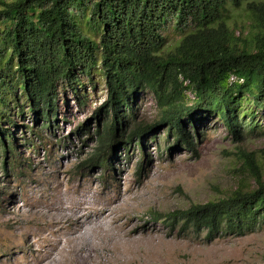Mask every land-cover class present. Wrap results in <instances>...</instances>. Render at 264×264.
Listing matches in <instances>:
<instances>
[{"label":"rangeland","instance_id":"1","mask_svg":"<svg viewBox=\"0 0 264 264\" xmlns=\"http://www.w3.org/2000/svg\"><path fill=\"white\" fill-rule=\"evenodd\" d=\"M248 21L245 6L230 9L237 34ZM164 34L166 50L181 36L172 25ZM73 86L78 93L66 82L58 85L50 131L43 118L37 119L36 108L23 100L8 111L11 121L1 122L16 137V153H9L4 169L0 150V264H34L45 255H52L53 264L56 258L55 264H264V225L244 236L207 240L206 231L195 233L190 225L181 230L183 221L172 226L168 218L192 205L254 189L258 175L264 180V108L253 104L252 112L245 110L251 113L237 112L243 135L237 140L218 114L202 112L190 92L186 113L195 123L186 127L195 153L173 134L167 137L154 95L145 88L133 90L135 117L127 122L125 136L134 125L148 126L139 136L143 149L136 144L138 137H120L106 146L103 169L90 157L98 147L97 130L106 121L100 110L107 100L105 84H92L82 74ZM251 116L259 124L253 132L245 127ZM119 141L127 145L118 146ZM102 206L112 209L104 212L107 218H100ZM55 207L70 218L78 208L88 213L79 225L81 239L63 252L60 246L77 217L44 224L42 215ZM157 213L162 215L156 218ZM114 216L122 217L114 221Z\"/></svg>","mask_w":264,"mask_h":264},{"label":"trees","instance_id":"2","mask_svg":"<svg viewBox=\"0 0 264 264\" xmlns=\"http://www.w3.org/2000/svg\"><path fill=\"white\" fill-rule=\"evenodd\" d=\"M243 6L249 21L237 34L230 9ZM169 25L181 36L166 50ZM82 74L92 84L103 81L106 88L100 109L106 121L97 130L98 147L90 157L103 169L106 146L120 137H138L136 144L143 149L139 136L148 126L134 125L125 136L127 122L135 117L133 90L145 88L154 95L167 137L173 134L195 153L186 127L195 123L186 113L190 92L202 112L218 114L241 140L237 112L251 113L253 104L264 108V0H0L4 169L9 153H16L14 133L1 125L11 121L13 104H31L50 131L58 85L66 82L78 93L73 85ZM231 76L237 80L230 81ZM245 123L251 132L259 126L254 116ZM122 143L127 145L119 141L118 146ZM256 180L254 189L170 214L171 225L183 221L181 230L190 225L195 233L206 231L207 240L254 232L264 225V180L260 175Z\"/></svg>","mask_w":264,"mask_h":264},{"label":"bare ground","instance_id":"3","mask_svg":"<svg viewBox=\"0 0 264 264\" xmlns=\"http://www.w3.org/2000/svg\"><path fill=\"white\" fill-rule=\"evenodd\" d=\"M119 198V197H118ZM98 203H99V201H98ZM60 207V206H59ZM75 208V207H74ZM112 210L111 208H106L105 206H102V208H101V213H100V218H104L105 216H104V212L106 211V210ZM54 210V209H53ZM85 209H81V208H78L76 211H74V212H70L72 215L71 216H74V218L75 217H77V220H76V222H72L75 226L74 227H71L70 229H69V236H67V237H65V239L63 240V244H62V246H60V248L62 247V249L59 251V252H63L64 251V248L66 247V245H71L72 246V244H74L75 245V240L77 239V241L79 240V239H81L80 237H78V234L82 231L81 230V228H80V226L79 225H81L80 224V222L82 221V218H84L85 216L86 217H88V213H85V211H84ZM96 210H99L98 208H96ZM72 211H73V209H72ZM47 212V211H46ZM43 213V212H42ZM69 213L66 211L65 212V210H63V209H58V208H56L55 207V210L54 211H52V212H47V213H44L43 215H42V217H43V223L44 224H49V225H52V226H54V225H56L57 223H59L58 221H59V218L61 219V218H64V219H68V220H70V219H74V218H70V215H68ZM91 216V215H90ZM121 217L122 216H114L112 219L114 220V221H118V220H120L121 219ZM90 218V217H89ZM105 218H107V217H105ZM66 219V220H67ZM62 223V222H61ZM68 223V222H67ZM120 225V224H119ZM51 226V227H52ZM61 226V225H60ZM125 227V226H124ZM58 228V227H57ZM63 228V227H62ZM127 229H129V228H127ZM55 230H56V228H55ZM57 231V230H56ZM66 231V230H65ZM125 232H127V231H125ZM31 233V232H30ZM58 233V232H57ZM62 233H65V232H62ZM72 234H75V236H72ZM60 235V234H59ZM57 236V235H56ZM62 237V236H61ZM59 239V238H58ZM58 239H56V241H55V244H54V246H53V248H55L57 245H58V243H59V240ZM61 242V241H60ZM50 245V244H49ZM58 247V246H57ZM117 247V246H116ZM120 248V247H119ZM49 249V248H48ZM79 251L80 250V248H77L76 249V247L74 248V247H71V249H70V251H72V252H74V251ZM53 251V250H52ZM58 252V251H57ZM44 254V253H43ZM54 257V256H53ZM53 258H52V255H45L42 259H40V260H38V261H36V263H34V264H53ZM55 261V260H54ZM56 262H57V258H56ZM55 262V263H56ZM54 263V264H55Z\"/></svg>","mask_w":264,"mask_h":264},{"label":"built area","instance_id":"4","mask_svg":"<svg viewBox=\"0 0 264 264\" xmlns=\"http://www.w3.org/2000/svg\"><path fill=\"white\" fill-rule=\"evenodd\" d=\"M236 80H237L236 76H231V77H230V81L233 82V81H236Z\"/></svg>","mask_w":264,"mask_h":264},{"label":"clouds","instance_id":"5","mask_svg":"<svg viewBox=\"0 0 264 264\" xmlns=\"http://www.w3.org/2000/svg\"><path fill=\"white\" fill-rule=\"evenodd\" d=\"M239 81H242V80H239Z\"/></svg>","mask_w":264,"mask_h":264}]
</instances>
